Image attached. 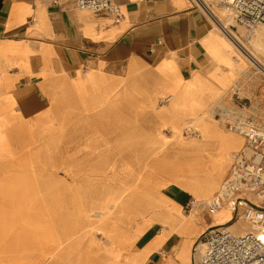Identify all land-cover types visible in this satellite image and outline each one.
I'll list each match as a JSON object with an SVG mask.
<instances>
[{
  "label": "crops",
  "instance_id": "1",
  "mask_svg": "<svg viewBox=\"0 0 264 264\" xmlns=\"http://www.w3.org/2000/svg\"><path fill=\"white\" fill-rule=\"evenodd\" d=\"M110 1L117 13L80 11L75 0H0V56L25 62L1 77L0 111L19 110L21 98L33 110L71 111L75 118L118 112V119L103 118L98 125L106 129L104 137L127 142L148 136L141 116L151 104L161 108L167 125L175 96L193 93L211 112L227 105L238 77L234 44L224 42L191 0ZM68 94L80 101L69 102ZM108 95L118 97L109 101ZM214 125L223 127L219 118ZM121 157L115 152L111 158ZM98 158L94 152L80 162ZM92 161L72 168H0V178L56 181L51 199L14 196L12 184L0 185V264H192L203 231L232 217L199 211L192 219L191 196L177 192L171 200L139 182L131 185V195L148 203L158 219L131 213L130 200L105 198L118 185L110 178L127 172L96 171L87 166Z\"/></svg>",
  "mask_w": 264,
  "mask_h": 264
},
{
  "label": "bare ground",
  "instance_id": "2",
  "mask_svg": "<svg viewBox=\"0 0 264 264\" xmlns=\"http://www.w3.org/2000/svg\"><path fill=\"white\" fill-rule=\"evenodd\" d=\"M194 2L214 24L224 42L234 44V72L237 76L243 72V60L238 56V52L264 76V30L255 26L250 31L243 29H239V32L234 31L230 28V20L227 19L228 22H224L218 11L209 5L208 0H194ZM216 38L219 40L218 36ZM13 65L19 68L25 66L22 56H0V79L6 74L7 68ZM215 72L219 71L215 70L210 76ZM258 83L262 85L264 81L261 79ZM192 85L193 80L189 83L190 87ZM261 90L264 91V86ZM102 97L98 96L99 101ZM106 97V100L112 101L118 96ZM133 97L132 93L129 99ZM66 98L69 102L72 98L80 101L78 97L74 98L70 94ZM17 101L20 104L19 110L11 107L3 112L4 126L1 131L7 142L0 146V168L10 170L7 168L14 167L15 172H18L20 168L30 166L79 167L82 165L81 157L98 152V155L103 158L93 160L87 166L96 171L123 168L124 172H127L124 176L111 177V182H117L118 185L108 190V193L104 192H106L105 198L130 200L131 213L138 214L141 210L142 214L158 219L150 213L151 206L148 203L140 202L131 195V185L139 182L171 200H175L174 193L177 192L191 196L193 202L190 217L192 219L199 218V211L208 214L226 211L233 216L234 212L229 208L222 207L211 211L207 208V204L218 192L225 173L231 168L233 155L241 150L244 139L236 132H230L223 127L218 129L214 125V121L218 118L210 119L211 110L207 108L205 101L198 99L193 93L175 96L171 101L167 108L168 114L173 119L171 125H167L159 117L161 108L151 104L141 116L144 122L142 125L145 126L143 130L148 136L135 137L138 140L127 142L120 141L117 136L113 140L104 137L107 131L98 125L103 118L118 119V112L96 111L91 115L84 112L85 115L75 118L71 111L33 110L21 98ZM178 101L182 103L179 104ZM254 105L258 107L257 103ZM221 107L224 116H229L232 112V109L225 104ZM245 110L248 108L246 107ZM250 112L256 118L252 110ZM15 115H18L17 121L12 120ZM114 129L118 130L117 127ZM131 135L134 133H128L127 139H134V137H128ZM152 136H154L153 139ZM123 144L127 150H134L140 154L138 162L121 161L117 165L110 159L116 151L123 149ZM38 177L7 175L0 178V185L12 184L15 189L14 196L22 197L24 194L25 198L35 200L45 194L47 198H53L56 181ZM101 196L102 191L96 198ZM231 218L224 223L230 232L243 234L254 230L241 217ZM217 225L221 224H213L207 229Z\"/></svg>",
  "mask_w": 264,
  "mask_h": 264
},
{
  "label": "built area",
  "instance_id": "3",
  "mask_svg": "<svg viewBox=\"0 0 264 264\" xmlns=\"http://www.w3.org/2000/svg\"><path fill=\"white\" fill-rule=\"evenodd\" d=\"M75 1L80 11L118 12L110 0ZM221 4L239 25L250 29L264 25V0H222ZM247 112L239 110L238 117L226 124L243 137L244 144L233 155L231 168L207 208H229L234 212L231 219L241 217L254 230L236 234L224 223L206 228L193 248L192 264H264V127Z\"/></svg>",
  "mask_w": 264,
  "mask_h": 264
},
{
  "label": "rangeland",
  "instance_id": "4",
  "mask_svg": "<svg viewBox=\"0 0 264 264\" xmlns=\"http://www.w3.org/2000/svg\"><path fill=\"white\" fill-rule=\"evenodd\" d=\"M221 1L222 0H208V3L216 11H218L219 16L222 18V20L224 22H228L227 19H229V18L227 16L226 12L222 8ZM193 5L196 6L197 8H199L197 3L194 2V0H193ZM229 20H230V22H229L230 28L234 31H238L239 29H243L245 31L252 30V28L251 29L246 28L242 25L235 23L231 19H229ZM256 27L264 30V25H262V24H259ZM238 56L243 60L242 61L243 72L240 73L238 75V77L234 80V85L229 90L231 96L229 97V99L227 101V105H226L232 109V112L230 113L229 116H224L222 113V110L219 109V110H213L211 112V115H210V119H212V120L214 118H219L220 122H221V124L225 130H228L226 124L232 122L233 119L235 120L239 115L238 114L239 110L245 109L246 107L248 108V110H247L248 112H250V110H252V113L256 115V118H255L256 123L257 124L260 123L261 126H264V98H262V95H264V91L261 90L264 86V83L262 85L258 83L261 79L264 81V76H262L259 72H257L256 69H254L253 65L250 63V61L245 56H243L239 52H238ZM254 103H257L258 107L256 105H254ZM256 108H258V109L256 110ZM2 118H3V111H0V119H2ZM113 133L117 134L118 130H115L114 128H112L111 134H113ZM166 134L168 135L167 132H166ZM3 144H4V142L0 141V146H2ZM122 147H123V149L116 151V156H126V157L111 158V160L113 162H116L118 165L119 162H121V161H128V162H132V163L139 161V159H140L139 153L134 152V150H131V151L127 150L125 148V144H123ZM86 161H92V160H87V159L81 160V162H83V164H85ZM228 172H229V169L227 170V172L225 173L223 178H225V176H227ZM188 200L190 202H193L192 198H190V197L188 198ZM201 231H202V229H201Z\"/></svg>",
  "mask_w": 264,
  "mask_h": 264
}]
</instances>
